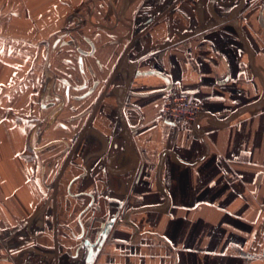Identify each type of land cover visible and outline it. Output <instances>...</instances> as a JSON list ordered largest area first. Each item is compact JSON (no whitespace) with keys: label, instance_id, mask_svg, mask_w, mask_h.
I'll return each mask as SVG.
<instances>
[{"label":"crops","instance_id":"1","mask_svg":"<svg viewBox=\"0 0 264 264\" xmlns=\"http://www.w3.org/2000/svg\"><path fill=\"white\" fill-rule=\"evenodd\" d=\"M45 67L66 142L27 161ZM0 264H264V0H0Z\"/></svg>","mask_w":264,"mask_h":264},{"label":"flooded vegetation","instance_id":"2","mask_svg":"<svg viewBox=\"0 0 264 264\" xmlns=\"http://www.w3.org/2000/svg\"><path fill=\"white\" fill-rule=\"evenodd\" d=\"M46 79L48 80L47 82H46ZM46 79L43 82V85L41 88V95H40L44 101L42 104H40L41 109L49 112L46 115L47 117L45 120L46 127L42 129V127L40 128V124H37L36 126H34L30 140L28 142L30 146L32 147V149L34 150L35 154H37L38 152L39 153H50L53 155V156L51 155V158L55 159L54 155H56V153L54 154V152H57L56 157H59V155L63 154V150L58 149L57 151H52L53 149L51 150H48V149L54 144H56L57 142L65 143L66 142L65 139L61 138V139H56V140L45 142V143H42L41 140L45 138L46 136L45 133L51 127L54 126V123L56 122V119H57L56 116L60 112H63L64 105L67 102V100L69 101V98H70V89L68 86H63L62 88V84L58 81V77L54 71L48 72ZM75 97L78 98L79 96H75ZM38 129L39 131L37 132ZM59 129H63V126H61ZM77 142H78V139L76 141V145H77Z\"/></svg>","mask_w":264,"mask_h":264},{"label":"built area","instance_id":"3","mask_svg":"<svg viewBox=\"0 0 264 264\" xmlns=\"http://www.w3.org/2000/svg\"><path fill=\"white\" fill-rule=\"evenodd\" d=\"M201 110V102L183 93L180 83L174 82L166 92L160 116L169 122H179L183 126H195L200 118Z\"/></svg>","mask_w":264,"mask_h":264},{"label":"rangeland","instance_id":"4","mask_svg":"<svg viewBox=\"0 0 264 264\" xmlns=\"http://www.w3.org/2000/svg\"><path fill=\"white\" fill-rule=\"evenodd\" d=\"M9 9V8H8ZM8 29H10V28H8ZM66 32H68V30H66L64 33H66ZM56 44L58 45L59 44V42H56ZM61 47V46H60ZM55 50H56V52H57V54H56V56H55V60H56V62H58V63H60V64H62V62H63V60H62V54H63V52L62 51H64L62 48H59L58 46H56L55 47ZM62 52V53H61ZM45 55V54H44ZM45 58V57H44ZM63 65V64H62ZM61 66V65H60ZM62 88H63V86H62ZM38 95H39V92H38ZM29 102H27V98H24V100H23V103H22V106H23V110H22V112H27V110H28V107L26 106V104H28ZM8 105H10V107H11V104H10V102H8ZM13 111V110H12ZM16 112H20V111H17L16 110ZM44 112H48V111H46V110H44ZM39 124H40V128L42 127V129H44L45 127H46V122L44 121V120H41L40 122H39ZM55 124H57L56 122L54 123V125ZM61 130V129H60ZM61 134H64V133H61ZM41 142L42 143H45V142H47V139L45 138H43L42 140H41ZM50 154H47V153H39V155L38 154H35L34 155V159L35 160H39V161H41L43 158H46V156H49ZM49 157H51V156H49ZM42 162V161H41Z\"/></svg>","mask_w":264,"mask_h":264},{"label":"trees","instance_id":"5","mask_svg":"<svg viewBox=\"0 0 264 264\" xmlns=\"http://www.w3.org/2000/svg\"><path fill=\"white\" fill-rule=\"evenodd\" d=\"M44 71H45L46 76H47L48 72H50L52 70L50 68L45 67ZM44 81H45V78L42 79L41 85L39 87V95H38V98H37V102H38L39 107H40V104H42L44 102L43 99L40 96L41 95V88H42V85H43ZM75 100L79 101L81 99L76 98ZM40 109H41V107H40ZM31 133L32 132H29L27 141L30 140ZM20 155H21L22 158H24V160H27V161H33L34 160L35 152L32 149V147L30 146L29 142L26 143V147L24 148V150L21 151Z\"/></svg>","mask_w":264,"mask_h":264},{"label":"water","instance_id":"6","mask_svg":"<svg viewBox=\"0 0 264 264\" xmlns=\"http://www.w3.org/2000/svg\"><path fill=\"white\" fill-rule=\"evenodd\" d=\"M48 80L46 79V82H47ZM44 90V89H43ZM118 90V93H117V103L119 104V105H121L122 104V101H123V89H122V87H119V88H116L115 89V91H117ZM87 95V94H86ZM83 97H85V95H83V96H81V97H78V99H81V98H83ZM108 229H109V226H106V228L104 229V231H103V233H102V238L98 241V245H101L102 243H103V241H104V239H105V236H106V234L108 233ZM89 243V242H88ZM90 245V244H89Z\"/></svg>","mask_w":264,"mask_h":264}]
</instances>
